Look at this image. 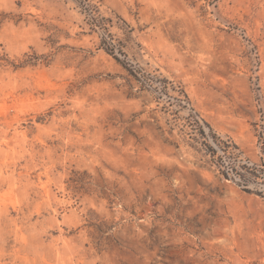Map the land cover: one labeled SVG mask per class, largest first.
Returning a JSON list of instances; mask_svg holds the SVG:
<instances>
[{
    "label": "rangeland",
    "instance_id": "obj_1",
    "mask_svg": "<svg viewBox=\"0 0 264 264\" xmlns=\"http://www.w3.org/2000/svg\"><path fill=\"white\" fill-rule=\"evenodd\" d=\"M0 264H264V0H0Z\"/></svg>",
    "mask_w": 264,
    "mask_h": 264
}]
</instances>
